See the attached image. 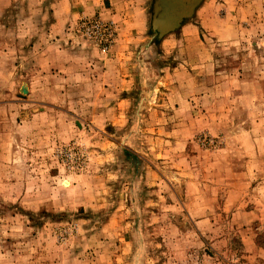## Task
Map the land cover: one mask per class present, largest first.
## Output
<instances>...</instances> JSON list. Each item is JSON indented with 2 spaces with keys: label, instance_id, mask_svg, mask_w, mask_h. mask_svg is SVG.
Returning <instances> with one entry per match:
<instances>
[{
  "label": "rangeland",
  "instance_id": "374dc122",
  "mask_svg": "<svg viewBox=\"0 0 264 264\" xmlns=\"http://www.w3.org/2000/svg\"><path fill=\"white\" fill-rule=\"evenodd\" d=\"M153 4L0 0V264H264V0Z\"/></svg>",
  "mask_w": 264,
  "mask_h": 264
},
{
  "label": "water",
  "instance_id": "95a60500",
  "mask_svg": "<svg viewBox=\"0 0 264 264\" xmlns=\"http://www.w3.org/2000/svg\"><path fill=\"white\" fill-rule=\"evenodd\" d=\"M201 0H154L152 28L160 34L174 30Z\"/></svg>",
  "mask_w": 264,
  "mask_h": 264
},
{
  "label": "crops",
  "instance_id": "0c3cea01",
  "mask_svg": "<svg viewBox=\"0 0 264 264\" xmlns=\"http://www.w3.org/2000/svg\"><path fill=\"white\" fill-rule=\"evenodd\" d=\"M245 8H242V10H244ZM195 12H196V16L197 18H199V22L206 25L207 24V16L205 14V7H203V5H200L198 6L196 9H195ZM238 12V11H237ZM241 14H244L243 12L242 13H238L235 15V17H237V20H241L243 19L240 18V15ZM169 41H172V39H169ZM161 72L162 74H160L159 78H158V83L159 84H163V86H167V90H168V93L172 94V63L165 67L164 69H161ZM130 79H128V82H129ZM126 80H124L125 82ZM120 100L124 101V100H127L126 97H120Z\"/></svg>",
  "mask_w": 264,
  "mask_h": 264
},
{
  "label": "built area",
  "instance_id": "2783aa9c",
  "mask_svg": "<svg viewBox=\"0 0 264 264\" xmlns=\"http://www.w3.org/2000/svg\"><path fill=\"white\" fill-rule=\"evenodd\" d=\"M99 24L97 23V28H98Z\"/></svg>",
  "mask_w": 264,
  "mask_h": 264
}]
</instances>
